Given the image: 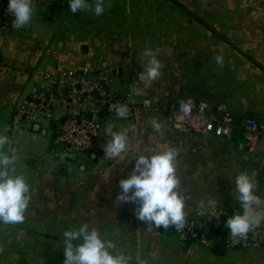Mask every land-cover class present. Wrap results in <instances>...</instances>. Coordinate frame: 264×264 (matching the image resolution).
Masks as SVG:
<instances>
[{"label":"crops","instance_id":"obj_1","mask_svg":"<svg viewBox=\"0 0 264 264\" xmlns=\"http://www.w3.org/2000/svg\"><path fill=\"white\" fill-rule=\"evenodd\" d=\"M95 3L88 0L73 14L66 0H31L33 14L23 33L0 35V135L8 137L0 152L13 158L9 174L22 175L29 185L24 221L0 222V264H63V232L82 223L112 241L110 251L127 256L128 264H264V234L257 246L218 254L189 236L181 240L174 226L138 220V202L116 199L118 181L131 174L135 157L165 149L177 153L183 230L197 221L209 226V214L199 215L203 210H223L226 218L241 210L233 182L240 171L257 180L264 199V139L249 151L241 135L246 120L264 122V0H103L99 16ZM146 48L161 66L153 81L146 78ZM83 68L105 74L107 89L124 98L131 112L126 118L102 112L88 162L74 167L54 142L66 115L40 75ZM46 92L49 114L36 103ZM145 100L172 109L189 100L223 105L235 128L228 139L193 134L161 113L139 110ZM28 103L33 107L26 118L13 126ZM109 128L126 132L120 156L103 151ZM209 201L215 208L207 207ZM256 229L264 232V221Z\"/></svg>","mask_w":264,"mask_h":264},{"label":"clouds","instance_id":"obj_2","mask_svg":"<svg viewBox=\"0 0 264 264\" xmlns=\"http://www.w3.org/2000/svg\"><path fill=\"white\" fill-rule=\"evenodd\" d=\"M88 6V0H68V8L72 13ZM7 12L13 17L16 28H22L31 20L33 9L31 0H7ZM103 0H96L93 12L99 16L103 13ZM144 55L149 57L146 68L148 81L155 80L160 75V63L151 49L146 48ZM223 57L217 56V63ZM184 114L190 113L191 105L181 103ZM116 115L125 117L126 106L115 108ZM159 129V124L154 123ZM106 132L111 140L103 151L110 157L120 156L127 147L126 132ZM8 144V137L0 135V146ZM177 153L173 149H165L155 154H142L135 157L133 170L118 183L121 191L116 199L119 202H138L135 216L138 220L151 224L156 228L168 229L174 226L181 229L185 226V198L177 191L180 183L176 175ZM12 157L6 152H0V222L4 224L22 223L28 207L29 185L22 175H10ZM235 191L241 210L225 220L226 227L233 236L245 237L250 230L264 221V199L257 193V180L246 171L238 172L234 177ZM205 207L203 201L199 205ZM216 202L209 201L208 208H215ZM223 210H220V214ZM64 247L63 264H128L124 254H113L111 249L115 244L105 240L95 228L88 223H82L77 229L63 232ZM73 241L77 243L74 245Z\"/></svg>","mask_w":264,"mask_h":264},{"label":"built area","instance_id":"obj_3","mask_svg":"<svg viewBox=\"0 0 264 264\" xmlns=\"http://www.w3.org/2000/svg\"><path fill=\"white\" fill-rule=\"evenodd\" d=\"M66 1L68 2V0ZM6 6L7 0H0V35L23 33L24 26L22 28L15 27L14 23H12L13 17L7 12ZM3 69L4 67L0 65V70ZM92 74V69L83 68L79 72L68 69H56L40 75L42 81L55 91V96H58L57 98L60 100L66 115V119L60 126V131L56 135L54 142L61 144L66 154L74 155V159L70 162L74 167L88 162L92 144L99 136L101 130L99 116L102 112L111 117H119L115 112V108L118 106H126L128 109L127 115L120 118H126L131 112V107L124 98L107 89V77L105 74H98L96 81H90L87 76ZM64 90L67 92L66 95L63 94ZM185 103L191 105L190 113L187 115L181 109V104L176 109H172L148 100L140 104L139 110L145 113H161L175 127L187 130L193 134L211 133L218 138L228 139L231 137L235 125L230 111L225 106L209 107L205 102L193 103L190 100ZM28 106L33 107L32 104L28 103L19 108L18 113L13 118V126H17L22 121V118H26ZM42 106L46 113L49 114V107L46 105ZM86 113L91 114L90 121L80 119V116ZM68 116L71 118L69 119ZM95 118H98L97 122L93 121ZM241 131L246 147L249 151H252L256 143L264 139V122L246 120ZM207 214L210 216L209 226H198L197 221L196 227L191 224L188 230L174 227L178 237L184 240L189 236L200 245L210 248L213 242L219 239L218 232L223 230V238L227 242V248L237 249L250 244L257 246V238L264 234L263 231L256 229L251 230L243 238L233 236L225 228L224 219L227 216L226 212L223 211L220 214V211L209 212L208 210H203L199 215L204 218Z\"/></svg>","mask_w":264,"mask_h":264},{"label":"water","instance_id":"obj_4","mask_svg":"<svg viewBox=\"0 0 264 264\" xmlns=\"http://www.w3.org/2000/svg\"><path fill=\"white\" fill-rule=\"evenodd\" d=\"M87 79L90 80V81H95L96 80V76L95 75H88L87 76ZM38 92H39V89L36 90V93L37 94H38ZM66 93H67L66 90H64L63 91V94L66 95ZM49 99H50V93L49 92H46L44 94V97H43V100L44 101H37L36 103L37 104H41V105H46V102L45 101H48ZM68 118L70 119L71 117L68 116ZM80 119H84L86 121H90L91 120V114L90 113H86L84 115H81L80 116ZM93 121L94 122H97L98 121V118H95ZM62 123H63V120L60 121V124H62ZM182 130H184V129H182ZM67 157L69 159H71V160L74 159V155L73 154H69V155H67ZM69 173H71V172H69ZM223 235H224V231L223 230H220L218 232L219 239L215 240L213 242V244H212V250L214 252L218 253V254H222L227 249V242L223 238ZM262 238H263V236H259L258 242H261L262 241ZM186 239L189 240V237H186Z\"/></svg>","mask_w":264,"mask_h":264},{"label":"trees","instance_id":"obj_5","mask_svg":"<svg viewBox=\"0 0 264 264\" xmlns=\"http://www.w3.org/2000/svg\"><path fill=\"white\" fill-rule=\"evenodd\" d=\"M249 232H250V231H249ZM249 232H248V233H249Z\"/></svg>","mask_w":264,"mask_h":264}]
</instances>
